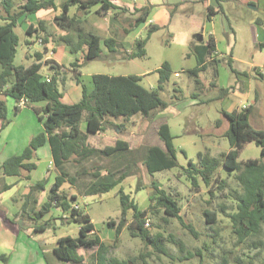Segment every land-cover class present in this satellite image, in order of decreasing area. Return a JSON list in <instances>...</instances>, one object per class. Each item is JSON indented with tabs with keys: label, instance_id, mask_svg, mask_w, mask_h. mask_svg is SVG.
I'll list each match as a JSON object with an SVG mask.
<instances>
[{
	"label": "trees",
	"instance_id": "1",
	"mask_svg": "<svg viewBox=\"0 0 264 264\" xmlns=\"http://www.w3.org/2000/svg\"><path fill=\"white\" fill-rule=\"evenodd\" d=\"M57 0H1L5 15L0 14L5 24L0 26V131L4 130L11 122L8 119V107L5 96L15 99L17 102L26 101V107H30L43 123L44 131L34 135L20 155L12 156L0 166L4 176L22 177L30 180V173L36 169L34 163L29 161L36 157V152L49 144L53 155V163L58 170L55 182L50 188L48 200L39 205V194L45 190L47 180L43 179L34 184L29 193L25 196V202L17 218L28 219L35 222L36 232H43L55 224L41 222V219L54 209H59L68 221L77 223L80 226L79 236H65L58 240L53 250L55 257L65 264H137L144 255L129 259H119L109 256L110 246L105 244L101 238L91 233L95 232V225L89 214L83 209L73 208L77 202V195H70L63 186L69 183L77 189L78 195L96 197L103 195L120 186L127 178L139 175L138 166L144 164L150 175L172 170L179 166L176 149L173 144L174 137L168 124L163 123L158 128V137L164 148L159 146H145L133 148L131 143L123 139L105 140L101 146L93 144V135L105 132L109 126L123 132L126 124L135 115L153 119L156 114L163 112L168 103L165 102L160 92L165 90V84L170 80L172 71L167 62L158 70L159 85L157 89L147 90L140 85L141 78L138 76H108L103 74L93 75L94 87L91 91L80 78L81 72L77 68L87 63L103 58V48L108 50L106 61H115L118 55L119 46L115 38L103 39L95 32H86L83 23L86 17L91 14L92 9L97 7L95 14L104 17L109 12L117 10L113 0H66L60 6ZM203 0L202 2H204ZM229 0H215L217 7L223 11L222 2ZM236 1V0H235ZM76 7L73 16L70 15L72 8ZM215 6H208L207 19L215 14ZM150 7L144 6L135 9L137 14L134 21H130L129 28H124L128 34L131 30L138 28L148 20ZM41 10H60L55 17L56 25L68 35L62 37L63 42L69 47L71 53H78L83 47H87V53L79 64L76 60L72 64L75 72L76 82L82 86V99L72 105L64 104L61 101V92L58 89L57 78L60 73L50 79V82L43 79L39 73L43 66V54H37V62L30 66L17 65L15 58L20 44L19 35L16 33L19 19L24 15L35 14ZM126 9L113 14V18L120 17ZM263 21L258 20V23ZM39 27L45 31L44 22ZM159 27H150L145 39L136 42L131 53H124L122 60L143 58L146 55V45L151 35ZM74 30L77 41L74 43L71 31ZM38 30L32 25L27 33L32 35ZM47 41V40H46ZM192 53L197 59V66L192 70L194 76L206 70L205 64L216 52L214 37H210L206 45L191 46ZM53 64L52 60L47 61ZM209 64H218L217 60H211ZM232 72V62L226 60ZM56 68V67H53ZM213 87L217 85L214 81ZM175 92L181 93L180 89ZM226 95L229 89L221 90ZM178 99V95L176 96ZM44 103L42 108L35 104ZM19 111V107H16ZM222 115L229 122V128L224 137L228 140L230 150L222 155V158L212 156L209 152L199 153L198 162L189 160L188 167L183 168L184 175L190 180L194 188H199L197 177L199 176L204 184L209 187L210 195L214 196L212 187L217 181L220 166L231 173H236L240 191H236V211L230 215L232 227L238 241L244 243L246 240L258 237L264 231V131L255 129L250 123L251 111L249 109L234 110L230 113L223 111ZM121 122L115 125L114 122ZM87 124V132L81 130V124ZM221 121L217 122V126ZM251 142L261 148L260 159H250L245 162H238L242 150ZM86 162H92L93 167L90 173L82 167L74 174L67 168L68 164L81 166ZM82 175H90L88 182H81ZM140 179L138 178L139 189ZM225 182H220L222 188ZM11 186L5 184L0 192L6 191ZM155 195L153 202L156 210L162 209L164 214L170 218L177 219L179 223L194 236L196 231L191 225H187L181 216V208L178 199L168 194L155 183H152ZM121 201V218L119 222L109 221L108 227L115 230V242L122 234L123 229L128 226L131 235L140 238L146 246L153 248L162 254H167L166 242L174 241L172 235L169 239L162 233L152 234L146 226L147 214L149 211L142 209L130 194L125 193L121 187L118 191ZM132 211V220L129 223L128 212ZM224 211V210H223ZM205 217L209 223H216L218 213L216 211H205ZM63 220V219H62ZM41 222V223H40ZM182 251L184 244L175 241ZM255 247L264 246V241L256 242ZM97 248L95 254L89 251ZM3 264H8V259L2 256ZM252 264V263H251Z\"/></svg>",
	"mask_w": 264,
	"mask_h": 264
},
{
	"label": "rangeland",
	"instance_id": "2",
	"mask_svg": "<svg viewBox=\"0 0 264 264\" xmlns=\"http://www.w3.org/2000/svg\"><path fill=\"white\" fill-rule=\"evenodd\" d=\"M63 1H58V6ZM177 1L179 2L180 0L137 1L138 4L151 7L150 10L153 12L165 11L169 18L165 27H159L151 35L146 45L145 57L122 60L123 55L120 58L119 54H122L120 52L116 55L117 59L115 61H106L107 55L104 54V59L91 61L81 67L83 82L90 91L94 87L93 75L95 74L116 77L138 76L141 78L140 85L142 87L147 90H154L159 85L158 70L165 62L169 64L172 75L165 84V90L160 92L161 98L168 103V107L162 113L156 114L153 119L142 117L139 114L135 115L132 118L133 120L126 124L124 133L119 135V137L130 142L133 148L153 144L159 146L157 133L159 124L165 122L171 126V133L174 137L173 144L176 149L179 166L152 176L146 166L140 163L138 166L139 189L137 188L138 178L133 176L124 181L123 188L142 209L149 211L147 217L150 220V225L147 229L154 235L162 233L167 239L172 235L174 241L167 240L165 245L167 254L165 255L157 252L151 245L146 246L140 238L132 236L128 226H126L119 240L115 242V230L109 228L107 223L111 220L119 222L121 218L122 209L118 195L119 187L96 197L78 195L79 200L77 203L81 209L89 214L98 235L103 240L111 242L109 256L112 257L129 259L144 255V258L139 259L137 264H264V246L257 248L254 245L256 242L264 241V231L258 237H253L244 243H240L232 227L230 215L236 211L235 193L240 191V186L235 179L236 173H231L220 166L217 181L213 183L212 187L214 196H211L209 187L204 184L199 176L197 177L199 184L197 189L192 186V183L183 172V168L188 167L190 159L194 163L198 162L199 153L209 152L212 156L221 159L222 155L230 150V146L223 133L217 129L218 121H221L222 124L227 123V119L221 114L227 106V100L222 97L218 98L221 91L214 87H209V83L215 80L214 69L211 68L201 72L198 76H194L191 73L196 68L197 61L195 54L192 53L190 44L196 41L198 35L202 34V29L199 28L198 24H204L203 28H205V31H207L208 27L210 28V24L206 20L208 14L207 5L209 1L214 5L216 2L215 0H207L204 4L199 2L196 5L184 3L179 4L176 8L174 3ZM222 6L224 15L222 17L219 16L216 21L220 30H224L222 29L223 26L226 30L230 27L233 32L235 31V34H231L230 38L235 46L236 55L240 59L251 61L252 53L256 50L255 30L257 23L258 20L264 21L262 11L253 4H246L244 0L223 1ZM250 6H253L254 9ZM0 14L5 15L1 0ZM53 15L47 14L45 20H43L46 32L41 31L38 27L39 33L28 35L20 27H17L16 33L20 37L21 45L18 48L15 63L21 64L20 62H22L25 66H29L35 62L33 57L37 50L43 55L47 53V57H53L57 51L63 48L64 42ZM136 17L137 15L131 16L130 13L125 12L116 19L113 18V15L109 16L108 23L110 28L121 25V36L125 39L124 28H129L130 21H134ZM164 18L165 16L162 14L160 19L163 20ZM31 19H35V17ZM31 19L25 17L21 24H28ZM159 22L162 23V21ZM4 24L5 22L0 19V26ZM86 28H91V25L87 24ZM103 31L105 30L101 27L98 32L105 36ZM146 33V31L140 32L138 36L143 34V38H146ZM71 34L73 38L75 37L74 42H76L75 31L72 30ZM26 39L33 41L32 46L34 47L29 49L31 58L26 57L29 53H27L28 47L24 43ZM124 39L118 38L120 42ZM122 44L126 48L132 46L127 43ZM50 52H53V55H49ZM81 58V55H77L76 57L72 56L71 60L76 61ZM65 67L66 71H62L60 75L65 77L64 81L66 83L70 81L68 86L71 87L73 85L71 67L70 65ZM217 68L218 72L221 71L222 73L221 81L223 83L227 84L229 77L233 81L234 73H232L227 64H218ZM41 73L50 76L55 74L49 64L44 65ZM176 73L179 75L175 76ZM198 80L208 86V88L203 89V86L198 84ZM59 87L64 92L62 84L59 83ZM176 89H180L182 94L176 93ZM177 95L179 99L176 97ZM195 95L204 102L194 105ZM7 101L9 107L8 119L11 123L0 131V160L22 152L25 141L26 145L24 146L29 145V134H36L44 129L43 123L40 122L32 109L22 108L21 114L17 115L12 106V99L7 98ZM84 125L83 122V128H85ZM219 127L221 129L224 125ZM117 132V130H111L109 134L105 132L99 136L93 135V144L99 147L104 142H107L105 141L108 140L106 136L112 138L117 136ZM42 154L43 151L38 157H41ZM260 158L261 148L256 143L251 142L240 153L238 162L242 163L250 159ZM82 167H85L87 173H90L89 170L92 169L93 163L86 162L81 166L76 164L67 165L72 174ZM50 169H53L55 174L58 172L54 165ZM33 177L38 180L40 173L35 172ZM50 177H52L51 174ZM80 179L81 182H88L90 175H82ZM221 181L225 183L222 188H218ZM152 183H155L161 189L166 190L168 194L178 199L181 216L187 225H191L194 228L197 236L185 229L177 219L166 216L162 209L156 210L153 208L155 206L153 202L155 191ZM1 184H3V181H1ZM58 210L55 209L53 214H57ZM205 211H216L218 213L217 222L209 223L205 217ZM131 220L132 212L129 214V223ZM59 224L60 222L57 221L55 225L57 234H68L72 237H78L80 226L77 223L66 221L62 225ZM36 241L37 243L40 242V240ZM175 241L183 243L185 250L182 251ZM96 251L97 248H93L89 253L95 254ZM30 263L31 261H29Z\"/></svg>",
	"mask_w": 264,
	"mask_h": 264
},
{
	"label": "crops",
	"instance_id": "3",
	"mask_svg": "<svg viewBox=\"0 0 264 264\" xmlns=\"http://www.w3.org/2000/svg\"><path fill=\"white\" fill-rule=\"evenodd\" d=\"M58 1L60 2L61 0L56 1L57 6H58ZM65 1L66 0H64L63 2H65ZM137 1L138 0H121V1L120 0H113L114 5L118 9L109 12L104 17H100V16L96 15L95 11L97 10L98 6L94 7L92 9L91 14H89L87 16V19H86L87 22L85 24H83L84 30L86 32H89V31L95 32L96 34L100 35L104 40L107 38H110V37L115 38L117 40V42L122 45V46H119V51L122 53L121 55L119 54L120 58L122 55H124V53L125 54L131 53L136 42L139 40L145 39V38H143V34L142 35L140 34V36H138V34L140 32L142 33L143 31H146L147 33H146L145 37H147L149 30H150V27H152V26L165 27L167 21L169 20L168 15L165 14V11L164 12L154 11L153 12L150 10L148 20L145 23H143V25H140L135 30H131L128 34H126L125 39L122 38V36H121L122 26L116 25L115 27L110 28L109 23H108V17L112 16L115 13L119 14L121 12V9H126L127 13H130L131 16L137 15V14H134V10L140 9L144 6V4H138ZM146 1H149V0H146ZM202 1L203 0H180L179 2L177 1L174 4L176 5L175 7L177 8V6H179V4L181 5V4L185 3V4H189V5H194V4L196 5L199 2L204 4V3H206L207 0H205L204 2H202ZM236 1H238V0H236ZM244 1L246 4H250V5L253 4L256 7H259V9L262 11L263 16H264V0H244ZM210 5L216 7L215 8V14H213L211 16L210 20H208L206 18V20L210 24V28L208 27L207 31H205V28H203L204 24H198L199 28L202 29L201 35L203 36V40L199 41V39L197 37L196 41L192 42V44H190V45L191 46H193V45L194 46L206 45L209 38L211 36L214 37L215 42H216V52L210 58H208L209 60H207V62L205 64L207 65L206 70L213 68L215 71V75H214L215 80H213V81L217 86L214 88L219 90V91L229 89V92L226 95H224L221 92L220 96L218 97V98L222 97L225 100H227V106L223 111L230 113L234 110L249 109L251 111V116H250L251 125L257 130L264 131V21H263V23L262 22L257 23V27L255 30L256 50H254L252 53V60L246 61L244 59H240L235 53V46L231 42V38H230L231 34H233V33L235 34V31L233 32V30L230 29V27L228 28V30H226V28H224L223 26H222V29H224V30H220V27L216 22L219 16L222 17L224 15V9H223V11H220L216 4L214 5L209 1L207 6H210ZM150 6H151V4H150ZM252 9H254V8H252ZM75 12H76V7L71 9L70 15L73 16L75 14ZM192 12H194V11H192ZM60 13H61L60 10H57V11H55V10H41L35 14L24 15L19 19L18 27H20L26 33H27V29L29 28L30 25H32L34 27V29L37 30L39 25H40V22H44L43 20H45V17L47 16V14H54L53 18L55 19V17L57 15H59ZM162 14H164V16H165V18L163 20L160 19V16H162ZM25 17L27 19H31V18L35 17V19H31L28 22V24L23 25L21 23ZM170 18H171V16H170ZM172 18H173V16H172ZM159 21H162V23ZM227 22H229V21H227ZM87 24L88 25L90 24L91 28L87 29L86 28ZM44 27H45V25H44ZM101 27L104 28V30H105V31H103L105 36L98 32ZM39 28L41 31H44L43 29H41V27H39ZM44 32H46V28H45ZM35 33H39V30ZM112 33H115V34H112ZM60 34L62 37L65 35H68L67 32L62 31L61 29H60ZM118 38L124 39V40H121L122 43H127V44H130L132 46L130 48H126V46H124L120 42V40H118ZM46 40L47 39H45V41ZM73 40L75 41V37L73 38ZM32 42L33 41H28V39H26L24 42L25 45L28 47L27 53L29 52V49H32L34 47V46H32ZM20 45H21V40H20L19 46ZM63 45H64L63 48L60 49L59 51H57L56 55L54 54L53 57H51V56L47 57L46 56L47 53L43 55V59H42L43 66L40 69L39 73L42 75L43 79H45V80L46 79H52V77H54V75L57 74V72H59L61 74L62 71H66L65 66L70 65L71 73L73 76V79L71 81H72V84L74 86L72 85L71 87H69L68 83L70 81L66 83L64 81L65 77L64 76L61 77L60 74L58 76H56V78H57L58 89L62 94L61 101L64 104L72 105V104H76V103L80 102V100L82 99V92L83 91H82V86L79 85L75 80V72L73 71V68H72V64L75 61H73L71 59H72V56L76 57L77 55H81L82 58L80 60L77 59V60H79V64H80L83 61V59L87 53V47H83L81 51L74 54V53L70 52L69 47L65 43ZM19 46H18V48H19ZM102 48H103V55L104 54L107 55L108 50L105 47H102ZM120 52H118V53H120ZM38 53H40V52L37 50L36 53L34 54V57L32 56L33 58H35V62H37V59H38L37 54ZM49 55H51V54L49 53ZM16 57H17V55H16ZM26 57L31 58V53L29 52ZM69 57H71V58H69ZM15 60H16V58H15ZM32 60H34V59H32ZM51 60H52L54 65H52V64H49V65L54 70L55 74L53 76L42 74L41 70L44 68V65L48 64L47 61H51ZM211 60H217L218 64H220V65L222 63L226 65V60H230L232 62V67L235 71V72H232V73H234L233 81L230 80V77H229L228 83L227 84L223 83L221 81L222 73H221V71L218 72V68L216 69L218 64H213V65L209 64ZM196 61H197V59H196ZM35 62H33V63H35ZM20 63L21 64H17V63L16 64L17 65H24L22 62H20ZM32 64H30V65H32ZM210 65H212V66H210ZM53 67H56V68H53ZM77 69H78V71L81 72V68H77ZM206 70H204V71H206ZM204 71H201V72H204ZM201 72H199V73H201ZM176 74H178V73H176ZM176 74H175V76H176ZM80 78L83 81L82 73L80 74ZM59 83L62 84V86L64 87V92L61 91V89L59 87ZM200 83L201 82L198 80V84L200 86H203V89L208 88V86H206L205 84L201 83L202 84L201 85ZM211 83H209L210 88L213 87ZM4 98H5V101L7 103L8 102L7 98H10V97L5 96ZM10 99H12V98H10ZM194 100H195L194 105L201 104L204 102L201 100V98H198L197 95L194 96ZM12 103H13L12 106L14 108V111L17 115L21 114L22 108L26 107V106L22 107L20 105V102H17L15 99H12ZM44 105H45L44 103L35 104V106L38 108H42ZM7 107H8V104H7ZM16 107H19V111H16ZM27 108H30V107H27ZM8 114H9V109H8ZM120 123L121 122H119V121L114 122L115 125H119ZM84 124H85L84 125L85 128H83V126L81 124V130L83 132H87V124L85 122H84ZM160 125L161 124H159V126ZM221 125H224V127L221 129H220V127H218L217 129H219V131H221L223 133V135H225L226 131L229 128V122L227 121V123L225 122V124L221 123ZM159 126H158V128H159ZM0 127H1V121H0ZM169 127L171 130L170 125H169ZM125 129H124V131H125ZM111 130H117L118 131L117 136H113L112 138H109L106 136V139H111V140L122 139L121 137H119V135H122L124 133V131L120 132V130L114 128V126H109V128H107V130L105 132H108V134H109V132ZM43 131H44V129H43ZM40 132H41V130L39 132H37L36 134H38ZM105 132H101V133H105ZM101 133L97 134V136L101 135ZM36 134L35 133L29 134L28 144L30 143L32 137ZM158 144H159V147L164 148V145L159 138H158ZM24 145H26V141H25ZM24 145H23L24 148H23L22 152L27 147ZM150 146H155V145L153 144ZM42 151H43L42 156L38 157ZM22 152H20L19 154H15V155H20ZM15 155H12V156H15ZM12 156H9L8 158H10ZM8 158L6 157V158L1 159L0 160V166ZM29 162L34 163L36 165V169L30 173V177H31L30 180L24 179L22 177L4 176L2 174V172L0 171V189L5 184L11 186L8 190L0 192V264H3L2 256H5L8 259V264H29V261H31L30 264H65L64 262L58 260L55 257V255L53 254V250L57 246L58 240L62 237L70 236L68 234H57L56 233L57 229H56L55 225H56L57 221L60 222L59 225H62L63 223L68 221L66 216L62 215L60 210H58L57 214L56 213L53 214V212L55 210L54 209L50 213L46 214L41 219V221H43V222H50L51 224H55L54 226H51L49 229H47L46 231H43V232H36L35 231V227H36L35 222L28 220V219L17 218V215L20 213L22 206L25 202V196L29 193L31 187L43 179L47 180L45 190L39 194V205H42L48 200V194H49L50 188L54 184L56 176L58 175V172L55 174L53 169L49 170V168H52L51 165H54L53 155H52L51 147L49 144L40 148L36 152V157L34 159L30 160ZM55 168H56V166H55ZM35 172L40 173V178L38 180H35L33 177ZM50 174L52 177H50ZM129 178H131V177H129ZM129 178H127V179H129ZM1 181H3V184H1ZM123 183L120 186H118L119 189L121 187H123ZM67 184L68 183L64 184L63 190H65L70 195H77L78 196L77 189L74 188L73 186H71L69 184L67 185ZM78 200H79V196H78L77 201ZM130 212H132V211L128 212V219H129ZM79 231H80V228H79ZM91 234L92 235H94V234L98 235V232L95 229V232H93ZM44 238H45V240H44ZM36 240H40V242L37 243ZM101 240L105 244L110 246V244H111L110 241H105L102 238H101Z\"/></svg>",
	"mask_w": 264,
	"mask_h": 264
},
{
	"label": "built area",
	"instance_id": "4",
	"mask_svg": "<svg viewBox=\"0 0 264 264\" xmlns=\"http://www.w3.org/2000/svg\"><path fill=\"white\" fill-rule=\"evenodd\" d=\"M50 54L51 55H53V52H50ZM176 76H178V74H176ZM48 82H50V79H46ZM20 105L22 106V107H25L26 106V101H24V100H22L21 102H20ZM52 166V165H51ZM73 208H75V209H80L81 207H80V205L77 203V202H75L74 204H73ZM150 225V220L149 219H147V222H146V226L148 227Z\"/></svg>",
	"mask_w": 264,
	"mask_h": 264
},
{
	"label": "water",
	"instance_id": "5",
	"mask_svg": "<svg viewBox=\"0 0 264 264\" xmlns=\"http://www.w3.org/2000/svg\"><path fill=\"white\" fill-rule=\"evenodd\" d=\"M251 8H254L253 6H250ZM198 39L199 41H202L203 40V36L202 35H198Z\"/></svg>",
	"mask_w": 264,
	"mask_h": 264
}]
</instances>
